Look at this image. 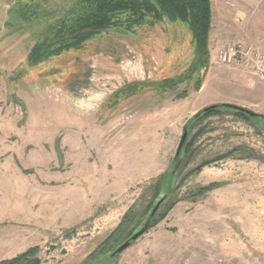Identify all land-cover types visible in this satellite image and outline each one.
Returning <instances> with one entry per match:
<instances>
[{
    "label": "rangeland",
    "instance_id": "374dc122",
    "mask_svg": "<svg viewBox=\"0 0 264 264\" xmlns=\"http://www.w3.org/2000/svg\"><path fill=\"white\" fill-rule=\"evenodd\" d=\"M16 1L0 0V262L37 247L39 264H264V162L210 163L175 189L188 171L236 147L264 161V120L220 108L190 125L186 144L204 132L180 151L175 170L183 128L208 107L196 109L202 66L175 88L156 89L201 59L187 25L110 29L30 67V48L74 0H23L54 14L30 23L8 14ZM243 26L214 25L207 51L215 89L205 96L264 116V80L239 55L217 58L228 44L264 52L258 29L238 33ZM213 183L221 185L199 194ZM164 196L155 214L164 218L112 258ZM126 214L124 232L104 245Z\"/></svg>",
    "mask_w": 264,
    "mask_h": 264
},
{
    "label": "trees",
    "instance_id": "16d2710c",
    "mask_svg": "<svg viewBox=\"0 0 264 264\" xmlns=\"http://www.w3.org/2000/svg\"><path fill=\"white\" fill-rule=\"evenodd\" d=\"M40 7L39 2L18 0L16 1V4L10 8L8 14L16 19V22L19 21L22 23H30L37 20L45 21L47 18H53L52 11H45ZM164 20L171 23L179 22L187 25L194 43L195 57H201L197 63L193 62L182 75H179L176 78L162 80L156 89L157 91L164 93L175 88L178 84L189 80L191 76L198 72V67H204V75L207 71L209 65L207 46L211 30V10L209 0H74L62 17H58L56 21L46 26L41 39L37 40L30 48L26 61L30 67H34L51 58L59 57L69 50H80L84 43L91 38L103 32H107L110 29H119L124 33H128L133 31L134 28H139L144 25L153 26ZM204 75L197 80L194 87L195 91L200 89ZM186 96V92H183L182 94L177 95L176 99H183ZM220 108L232 111L235 116L243 121L264 120V116L262 115L251 117L246 113L226 108L224 104H216L213 105V108L207 111L202 109L197 112L194 117L187 122L184 127L187 135L188 128L192 123L196 122L198 125L203 120L217 115ZM253 126L256 129H259V126L256 124H253ZM203 132V129H199L189 143H184L181 152L182 150H185L186 152L187 150L189 151L195 140ZM237 153L241 155L235 157V155H238ZM228 158L264 162L261 156L253 149L246 146L236 147L224 154L215 156L211 160L203 162L194 170L188 171L175 189H178V187L181 186L190 175L199 172L206 165ZM177 163H180L179 160L175 161V164ZM164 177L165 175L162 174L157 179V191L161 185H163ZM220 185V183L210 184L199 189V194L210 191ZM161 199H163V203L166 196ZM170 209L171 206L167 208L168 211ZM165 215L166 212L161 214L158 218L154 215L149 228L161 221ZM128 221H131V219L128 214H126L120 224L106 238L104 245L110 243L114 237L123 233V225ZM131 236L128 237L130 238ZM129 238H127V240ZM37 251V247L30 248L15 258L2 261L0 264H39L38 259L35 258Z\"/></svg>",
    "mask_w": 264,
    "mask_h": 264
},
{
    "label": "crops",
    "instance_id": "0c3cea01",
    "mask_svg": "<svg viewBox=\"0 0 264 264\" xmlns=\"http://www.w3.org/2000/svg\"><path fill=\"white\" fill-rule=\"evenodd\" d=\"M211 10V30L209 33V40L213 31L214 25L224 24L226 26L239 24L244 25L238 30V33L248 32L252 34L254 28L258 29L259 38L264 37V1L263 0H209ZM256 8V9H255ZM251 9H255L251 13ZM245 20V22H243ZM234 21V22H233ZM243 22V23H241ZM258 27H256V25ZM231 28V26H230ZM209 67L204 75V79L200 89L195 92V97L201 99L200 105L196 109L205 106H212L216 104H224L222 101H217L212 96H205L207 92L213 93L215 87L211 86L209 77ZM206 108V107H205Z\"/></svg>",
    "mask_w": 264,
    "mask_h": 264
},
{
    "label": "built area",
    "instance_id": "2783aa9c",
    "mask_svg": "<svg viewBox=\"0 0 264 264\" xmlns=\"http://www.w3.org/2000/svg\"><path fill=\"white\" fill-rule=\"evenodd\" d=\"M264 1V0H263ZM240 56L251 71L261 80H264V52L258 49L248 48L242 50L239 46L228 44L218 52L217 58L223 62H230Z\"/></svg>",
    "mask_w": 264,
    "mask_h": 264
},
{
    "label": "water",
    "instance_id": "95a60500",
    "mask_svg": "<svg viewBox=\"0 0 264 264\" xmlns=\"http://www.w3.org/2000/svg\"><path fill=\"white\" fill-rule=\"evenodd\" d=\"M224 106L226 108H229V109H233V110H236V111H240V112L246 113L247 115H249L251 117L256 115L255 113H253L251 111H248V110H246V109H244L242 107H238V106H235V105H232V104H224ZM211 108H213V105L209 106V107H206L204 109H205V111H207V110H209ZM186 139H187V132L183 128V134H182L180 142L178 144V147H177V150H176V153H175V157H174V161H177V159L179 157V154H180V151H181L184 143L186 142ZM178 165H179V163H177L175 165V170L178 168ZM162 201H163V199H160L154 205V207L152 208L149 216L147 217L146 221L144 222L142 228L139 231L135 232L128 240H126L123 244H121L118 248H116L114 250V252L111 254L112 258L118 256L120 253H122L123 251L128 249L139 237H141L144 233H146L148 231L149 225L151 223V220L154 217V215L156 214L157 210L159 209Z\"/></svg>",
    "mask_w": 264,
    "mask_h": 264
}]
</instances>
